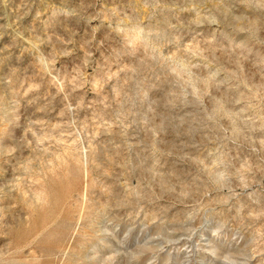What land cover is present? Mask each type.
Here are the masks:
<instances>
[{
  "label": "rangeland",
  "instance_id": "obj_1",
  "mask_svg": "<svg viewBox=\"0 0 264 264\" xmlns=\"http://www.w3.org/2000/svg\"><path fill=\"white\" fill-rule=\"evenodd\" d=\"M0 264H264V0H0Z\"/></svg>",
  "mask_w": 264,
  "mask_h": 264
}]
</instances>
